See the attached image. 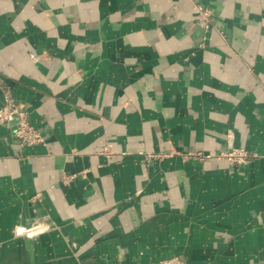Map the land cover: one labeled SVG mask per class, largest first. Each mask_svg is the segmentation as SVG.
Here are the masks:
<instances>
[{
    "label": "crops",
    "instance_id": "crops-1",
    "mask_svg": "<svg viewBox=\"0 0 264 264\" xmlns=\"http://www.w3.org/2000/svg\"><path fill=\"white\" fill-rule=\"evenodd\" d=\"M5 92L0 264H264V0H0Z\"/></svg>",
    "mask_w": 264,
    "mask_h": 264
},
{
    "label": "built area",
    "instance_id": "built-area-1",
    "mask_svg": "<svg viewBox=\"0 0 264 264\" xmlns=\"http://www.w3.org/2000/svg\"><path fill=\"white\" fill-rule=\"evenodd\" d=\"M199 16L206 18L208 16V10L198 7ZM12 122L13 135L23 144L30 145L42 141L37 129H35L29 122L26 110L15 104L12 96L5 92L0 104V122ZM228 146L225 150H222L217 156L225 158L231 164H245L251 154L243 147L233 146L230 141V134H227ZM204 157H209L205 155ZM160 264H181L179 259H172Z\"/></svg>",
    "mask_w": 264,
    "mask_h": 264
},
{
    "label": "rangeland",
    "instance_id": "rangeland-1",
    "mask_svg": "<svg viewBox=\"0 0 264 264\" xmlns=\"http://www.w3.org/2000/svg\"><path fill=\"white\" fill-rule=\"evenodd\" d=\"M26 115H27V112H26ZM28 118V117H27ZM32 125V124H31ZM33 126V125H32ZM34 127V126H33ZM35 128V127H34ZM36 129V128H35ZM108 150V145L107 146H104V148H103V151L105 152V151H107ZM179 259V257H177V256H172V257H168V258H163V259H160L159 261H158V263L157 264H160V263H162V262H166V261H169V260H172V259ZM180 260V259H179ZM181 261V260H180Z\"/></svg>",
    "mask_w": 264,
    "mask_h": 264
}]
</instances>
